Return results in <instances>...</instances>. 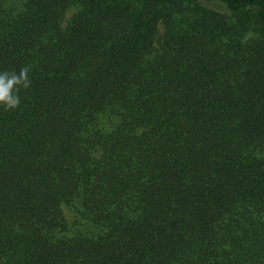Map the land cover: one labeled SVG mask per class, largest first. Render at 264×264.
Here are the masks:
<instances>
[{
  "label": "trees",
  "instance_id": "1",
  "mask_svg": "<svg viewBox=\"0 0 264 264\" xmlns=\"http://www.w3.org/2000/svg\"><path fill=\"white\" fill-rule=\"evenodd\" d=\"M24 66L0 264H264V0H0Z\"/></svg>",
  "mask_w": 264,
  "mask_h": 264
},
{
  "label": "clouds",
  "instance_id": "2",
  "mask_svg": "<svg viewBox=\"0 0 264 264\" xmlns=\"http://www.w3.org/2000/svg\"><path fill=\"white\" fill-rule=\"evenodd\" d=\"M31 66L22 67L16 72H0V106L5 111L18 108L20 104L19 92L31 86L29 72Z\"/></svg>",
  "mask_w": 264,
  "mask_h": 264
},
{
  "label": "rangeland",
  "instance_id": "3",
  "mask_svg": "<svg viewBox=\"0 0 264 264\" xmlns=\"http://www.w3.org/2000/svg\"><path fill=\"white\" fill-rule=\"evenodd\" d=\"M159 29H160V26H159Z\"/></svg>",
  "mask_w": 264,
  "mask_h": 264
}]
</instances>
